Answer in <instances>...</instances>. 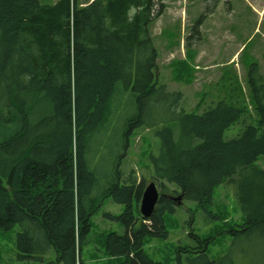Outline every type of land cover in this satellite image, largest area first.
Listing matches in <instances>:
<instances>
[{
	"label": "trees",
	"instance_id": "1",
	"mask_svg": "<svg viewBox=\"0 0 264 264\" xmlns=\"http://www.w3.org/2000/svg\"><path fill=\"white\" fill-rule=\"evenodd\" d=\"M155 5V0L85 5L0 0V231L20 227V260L89 264L82 254L91 219L101 199L113 197L125 211L105 216L120 223L124 233L101 236L103 255L112 259L105 264H164L144 248L148 237H168L165 216L180 206L174 198L182 196V202L192 201L219 219L209 208L215 190L229 180L244 218L239 229L230 228L229 251L213 260L207 248L211 239H202L203 247L181 252L192 254L188 264H233L241 249L238 255L248 264H264V168L259 165L264 161V90L256 86L264 79L253 65L256 123L245 124L233 139H225L226 131L248 113L235 101L211 102L202 113L176 111L183 94L160 84L159 52L150 36ZM119 83L136 94L139 112L129 121L126 143L135 127L156 128L159 139L150 160L162 197L149 219L139 210L144 181L138 184L133 176L122 182L117 168L116 182L100 189L89 162L91 140L108 119ZM155 111L151 122L145 115ZM51 252L55 261L47 263Z\"/></svg>",
	"mask_w": 264,
	"mask_h": 264
},
{
	"label": "rangeland",
	"instance_id": "2",
	"mask_svg": "<svg viewBox=\"0 0 264 264\" xmlns=\"http://www.w3.org/2000/svg\"><path fill=\"white\" fill-rule=\"evenodd\" d=\"M40 1L52 4L58 0ZM79 1L85 5L90 0ZM155 2V15L161 5L165 8L161 16L154 15L149 27L150 36L159 52L160 84L166 85L168 91L183 94L176 111L202 113L211 102L226 100L235 104L232 102L235 101L248 110L245 118L225 133L226 140L237 137L245 124H255L257 119L252 103L255 92L250 85L249 74L252 66L258 65L259 74L264 79V0ZM201 17L202 25L197 29L196 24ZM256 86L263 91L264 80L258 81ZM138 113L136 94L124 83H119L108 119L95 133L90 145L89 162L96 170L100 189L116 182L113 174L117 168L122 172V182H130L135 176L138 184L144 181L147 186L153 180L150 155L156 154L159 149V139L154 134L156 128L135 127L128 135V144L125 141L130 129L129 121ZM145 116L153 122L157 111ZM172 128L178 136V127L173 124ZM259 165L264 168V161L261 160ZM227 181L215 190L214 203L209 208L220 216L219 219L211 218L196 203L183 201L174 214L165 216L168 237H148L145 253L152 260L164 264H188L187 259L192 254H183L181 249L200 248L204 246L202 239H211L207 246L209 257L215 260L225 255L232 245L230 228L244 222L234 186ZM101 201L100 209L91 219L89 245L82 254L83 260L89 264L112 261L103 255L102 235L124 233L123 226L109 220L105 214L121 215L125 206L116 203L113 197ZM20 231L19 226L11 231H0V264H43L19 259L17 234ZM248 249L254 256L256 248L253 242ZM240 250L234 253L233 264H248V258L238 255ZM45 260L47 263L55 261V253L51 252Z\"/></svg>",
	"mask_w": 264,
	"mask_h": 264
},
{
	"label": "water",
	"instance_id": "3",
	"mask_svg": "<svg viewBox=\"0 0 264 264\" xmlns=\"http://www.w3.org/2000/svg\"><path fill=\"white\" fill-rule=\"evenodd\" d=\"M162 197L161 188L156 180H152L144 189L142 198L139 204V210L142 218L149 219L154 214L159 201ZM182 204V196L174 198Z\"/></svg>",
	"mask_w": 264,
	"mask_h": 264
},
{
	"label": "bare ground",
	"instance_id": "4",
	"mask_svg": "<svg viewBox=\"0 0 264 264\" xmlns=\"http://www.w3.org/2000/svg\"><path fill=\"white\" fill-rule=\"evenodd\" d=\"M231 228H232V227H231ZM233 228L239 229L238 227H233Z\"/></svg>",
	"mask_w": 264,
	"mask_h": 264
}]
</instances>
